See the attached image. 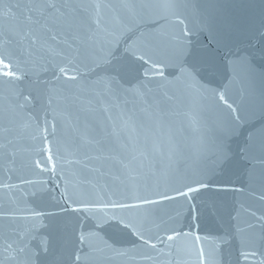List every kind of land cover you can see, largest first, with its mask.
I'll return each mask as SVG.
<instances>
[{"label":"water","instance_id":"obj_1","mask_svg":"<svg viewBox=\"0 0 264 264\" xmlns=\"http://www.w3.org/2000/svg\"><path fill=\"white\" fill-rule=\"evenodd\" d=\"M0 61V264H264V0H0Z\"/></svg>","mask_w":264,"mask_h":264},{"label":"snow or ice","instance_id":"obj_2","mask_svg":"<svg viewBox=\"0 0 264 264\" xmlns=\"http://www.w3.org/2000/svg\"><path fill=\"white\" fill-rule=\"evenodd\" d=\"M0 63H3V62L0 61ZM4 67L7 68L8 65H4ZM62 71H63V69H62ZM3 75L8 76V77H11V76L13 75V73H12V72H4ZM144 202H145V203H150L151 201H144ZM169 239H172V237L169 236Z\"/></svg>","mask_w":264,"mask_h":264}]
</instances>
